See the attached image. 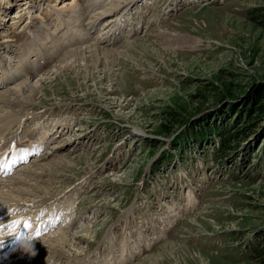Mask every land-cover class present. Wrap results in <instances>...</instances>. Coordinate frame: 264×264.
I'll return each instance as SVG.
<instances>
[{
  "label": "rangeland",
  "instance_id": "374dc122",
  "mask_svg": "<svg viewBox=\"0 0 264 264\" xmlns=\"http://www.w3.org/2000/svg\"><path fill=\"white\" fill-rule=\"evenodd\" d=\"M70 1L0 0V51L15 50L18 44L30 46L29 40L22 42L27 27ZM100 4L97 10L105 12L85 20H95L94 28L120 11L113 8L117 4L128 9L127 23L118 30L111 22L95 39L65 45L53 66L37 74V68L28 65L30 78L0 89V112L15 114L22 109L26 115L21 129L5 131L3 138L17 134V139L27 138L31 131L48 129L40 166L34 158L16 165L11 174L15 177L24 169L26 173L17 176L23 183L12 181L6 195L14 189L30 190L28 200L40 206L53 194L76 187L85 203L98 207L93 211L99 215L91 217L88 228L84 225L68 234L69 227L65 233L59 230L48 236L56 239L45 243L49 255L60 259L65 253L59 249H64L69 263L87 254L96 243L94 235L100 237L104 227L125 226L124 212L131 214L133 205L135 218L130 220L142 223L145 217L150 222L142 228L150 234L168 206L181 211L173 239L144 250L134 264H263L251 259L243 244L252 241V235L256 242L255 233L264 237V107L258 106L264 105V0H102ZM34 33L43 32L33 31L32 37ZM119 33L121 39L116 41ZM94 48L97 54L104 50L110 54L101 53L97 64L89 59L85 66L76 51L68 52L85 50L89 56ZM23 65L17 67L24 72ZM25 85L33 89L21 93ZM172 110L182 113L177 120L201 124L210 118V124L228 131L240 129L238 140L226 150V160L216 155V140L171 149L170 141L180 128L168 136L160 130L172 125L168 113ZM54 117L52 127L57 122L62 126L57 132L49 128ZM162 149L161 160L157 156ZM159 235L164 237V230Z\"/></svg>",
  "mask_w": 264,
  "mask_h": 264
},
{
  "label": "bare ground",
  "instance_id": "6f19581e",
  "mask_svg": "<svg viewBox=\"0 0 264 264\" xmlns=\"http://www.w3.org/2000/svg\"><path fill=\"white\" fill-rule=\"evenodd\" d=\"M94 1H96L97 3L94 4ZM100 1L102 3V0H93V1H90V2H86L87 4L84 5V7L86 8V10L88 11V13L86 14L87 17L90 19L92 17L94 18H97L99 15H101L103 12H105V10H100L98 11L97 9L99 8V5L100 4ZM92 2V3H91ZM104 2V1H103ZM91 3V4H90ZM83 6V1L82 0H74L71 4H68L66 5L65 8L63 9H59V10H54L53 13L51 15H54L55 16V19H57V21L62 17V14H68V13H72V12H78V10ZM112 6V4L108 7V11L111 12L113 11L112 8H110ZM92 7V8H91ZM103 7V6H102ZM105 7V5H104ZM114 9H118L120 8V5H115V7H113ZM112 9V10H111ZM121 11V8L118 9ZM117 10V11H118ZM98 11V12H97ZM117 12L115 14L116 16V21L118 22L117 23V28L118 30H120L121 28V24H124V23H127L126 19H124V15L128 12V9H127V12H123V13H120ZM97 12V13H96ZM112 14V13H111ZM79 17H81L80 21L82 20H86L88 19L86 16L83 15V13L81 11H79V14H78ZM113 15H110L109 18H113L112 17ZM121 16V17H119ZM119 17V18H118ZM53 18V25L55 26L53 31H56L57 27H58V24L55 22V20ZM90 21V20H88ZM84 22V21H83ZM83 22H81L82 24L78 23V31L77 32V37L76 38H79V34H83L84 37L85 35H87L88 32H90L89 30H87L88 28H94V23L96 22L95 20L94 21H90L88 24L86 23V25H89V27L86 29V28H83L82 25H83ZM86 22V21H85ZM92 23V24H91ZM91 24V25H90ZM44 26H47L45 23H43ZM98 25V24H97ZM75 27V26H74ZM100 26L96 27L97 30ZM75 31V30H74ZM92 31V30H91ZM96 31V29H95ZM93 32V31H92ZM39 35L37 36V34L35 35V33L32 37L31 40H29L30 42V46L27 44V47H23V46H18V49H19V52L17 53V56L18 59L16 61H14V59H11L9 58L8 60V64L7 66H5L4 64H0V73H1V76H0V85L1 84H4L6 82V85L11 83H14L18 78H14V76L20 71V69H18L17 65H21V64H24L23 66H25V71H24V74H26L25 77L24 74L21 76L23 78H30L31 74L29 72L30 68L28 69V65H30V60L27 59L31 56L32 53H34L35 51L38 50L39 48V45L37 44L39 41H41V39H45V38H48L47 36H49V32H45V33H38ZM174 35V34H173ZM125 36V35H123ZM49 39V38H48ZM116 39V38H115ZM50 41H54V40H51L49 39ZM79 42V41H77ZM75 42V43H77ZM55 43V42H54ZM25 45V44H24ZM58 46L60 45V43L57 44ZM67 47V46H66ZM89 47V46H88ZM87 48V47H86ZM95 52H91V50L89 51V56H86V53L87 51L85 50H71V51H68V52H73V51H76L77 54L82 57L83 61L85 62V66H87V62L89 59H91L92 61H94L93 64H97V58L100 57V55H102L101 53H104V54H110V52H108L107 50H104V51H100L99 54L98 53V50L97 48H94ZM93 50V49H92ZM101 50V48H100ZM31 51H33L32 53H30ZM68 52H66V55H65V59L66 57L68 56ZM30 53V54H29ZM40 53H43L42 51ZM37 54V52H36ZM41 56H44V55H40L39 54V57ZM105 58V57H104ZM44 59L46 60V62L44 64H39V66H37V72H41L43 71L47 65H48V61L47 59H49L46 54L44 56ZM100 59V58H99ZM68 60V59H66ZM78 59H75L73 62L70 63V66L75 62L77 61ZM62 61V60H60ZM65 64V63H64ZM63 64V66H64ZM94 66V65H93ZM97 66V65H96ZM92 68V66H90ZM89 68V67H88ZM90 68V69H91ZM87 69V68H86ZM24 70V69H23ZM88 71V70H87ZM92 71V70H91ZM33 73V72H32ZM9 81V82H7ZM28 81V80H27ZM29 84V83H28ZM35 84V83H34ZM22 86V85H21ZM35 86V85H34ZM1 87V86H0ZM3 87V85H2ZM1 89V88H0ZM20 89V88H19ZM32 86H24V88L22 89V92L21 93H25L26 91H29L32 90ZM21 91V89H20ZM18 92V91H17ZM16 92V93H17ZM12 93V92H11ZM19 93V92H18ZM28 94V93H27ZM28 97V96H27ZM2 98V97H1ZM3 100V99H2ZM13 107V106H12ZM11 110L13 112H15L12 108ZM11 111V112H12ZM5 112L7 115H4V119H2V113ZM9 118V121L7 123V120ZM26 119V115L23 114V111L22 109L20 110V113L19 112H16L15 114H8L6 109H3L2 112H0V145H1V148H0V154H2L4 151H7L9 148L10 150L6 153V156L8 158V160L3 164V166L0 168V191H4V192H8L10 190V184H12V180L11 179H14V181L16 180V182H19L20 179H16L14 176H12V171H13V168L16 166V165H21L24 163H27V161H29L31 158L35 159L33 162L36 163V165H39V160L42 157V155H40V153L38 154V152H41L43 150V146H42V141L44 139V130L42 131H37L35 132V134H33V131H31L30 133H27V138H22L21 137H18V142H15L13 141L12 139H8V138H3V132L5 131H9L11 132V129L13 127H16L18 126L20 129H21V125H22V122L25 121ZM19 129V130H20ZM40 130V129H39ZM21 131V130H20ZM18 136V134L16 135ZM34 138V139H33ZM10 144H12V146H10ZM9 156H13V159H10ZM36 157V158H35ZM41 157V158H40ZM40 158V159H39ZM44 159V158H43ZM14 161V163H13ZM24 169H21V173H24ZM26 173V172H25ZM10 174V175H8ZM6 177V178H5ZM2 178H5V179H2ZM7 180H9L8 182H6ZM21 181V180H20ZM20 183H17L16 185H18ZM14 185V186H16ZM1 196V195H0ZM8 198L9 201H11L13 198L11 197V195H8ZM49 198V197H48ZM7 199V198H6ZM6 199H0V204H3ZM40 201H44L42 200V198H38V202ZM32 202V201H31ZM47 202V201H46ZM46 202H43V203H46ZM37 204V203H36ZM41 206V204H40ZM59 204L57 205H54L55 208H59ZM127 213V212H126ZM125 213V214H126ZM57 231V230H56ZM55 231V232H56ZM41 240V239H39ZM56 239H52V238H47V241H55ZM47 241H45L43 244H45ZM43 244H40L39 247L41 248H44ZM121 246H123V242L120 244ZM38 247V248H39ZM137 250H139V247H135ZM59 251L62 253L63 252V249H59ZM124 252H127V250H124ZM170 252V251H168ZM123 252H121L120 254H122ZM38 251L35 252V256H38ZM171 254V253H170ZM125 257V254H122L121 255V258H124ZM147 258V257H146ZM183 258V257H182ZM76 259V258H75ZM90 258H83L84 261H86V264H88V261H89V264H93V260H89ZM184 259V258H183ZM185 260V259H184ZM106 263L107 264H110L109 263V259L107 258L106 259ZM26 264V263H24ZM98 264V263H97Z\"/></svg>",
  "mask_w": 264,
  "mask_h": 264
},
{
  "label": "trees",
  "instance_id": "16d2710c",
  "mask_svg": "<svg viewBox=\"0 0 264 264\" xmlns=\"http://www.w3.org/2000/svg\"><path fill=\"white\" fill-rule=\"evenodd\" d=\"M258 106H260V108L264 107L263 104H260ZM261 111L264 112V109H262ZM168 113L170 116H172V120L174 121H171L172 125H163V128L160 130V132L161 134L168 136L173 133L174 129L178 127L180 128V131H177L178 133H176L170 141L172 145L171 149L173 150L179 151L186 146H188L190 149L192 147L196 148L201 146L202 142L209 143L212 140H216V153H219L220 155L225 157L226 150L231 148L234 144L232 142H234V140L236 139L238 140L239 138L238 132L240 129L228 131L226 127H220L215 123L210 124V118L208 120H204L203 122H201V124H199L198 121H190L188 118H185V120H177L176 116H178V118L182 116V113H180V111L172 110ZM181 125H183L184 127L181 128ZM200 125L201 127H199ZM246 134L247 133L244 132V135ZM164 151L165 150L161 151L160 155H162V157H164ZM254 236L257 241L255 242L253 238V240L248 242L247 244L248 250L250 252V257L257 262L264 264V237L260 233H255Z\"/></svg>",
  "mask_w": 264,
  "mask_h": 264
},
{
  "label": "snow or ice",
  "instance_id": "6c2138e0",
  "mask_svg": "<svg viewBox=\"0 0 264 264\" xmlns=\"http://www.w3.org/2000/svg\"><path fill=\"white\" fill-rule=\"evenodd\" d=\"M14 163V161H13ZM19 223V221H13L12 224L9 226L11 228H15V226ZM25 227H29V225L27 223H25L24 225ZM0 227H3V226H0ZM36 235L38 236L39 235V232L36 233Z\"/></svg>",
  "mask_w": 264,
  "mask_h": 264
}]
</instances>
